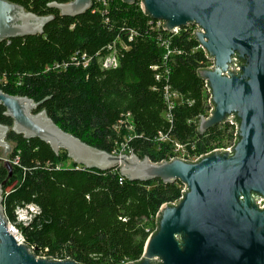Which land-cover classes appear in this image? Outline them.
<instances>
[{"label": "trees", "instance_id": "obj_1", "mask_svg": "<svg viewBox=\"0 0 264 264\" xmlns=\"http://www.w3.org/2000/svg\"><path fill=\"white\" fill-rule=\"evenodd\" d=\"M7 1L54 20L43 35L0 43V90L44 101L38 112L45 110L62 131L109 154L127 145V153L155 163L172 155V145L160 135L195 158L234 143L230 124L198 132L200 118L209 113V94L198 73L211 63L190 28L173 37L159 33L139 3L121 0H108L107 8L94 4L96 13L77 18H63L48 7L72 0ZM167 39L168 49L162 45ZM114 53L117 67L105 69L104 61ZM168 86L181 98L170 118L164 99ZM5 112L0 106V124L11 127ZM8 142L15 145L11 159L18 165L0 167L5 215L15 223L19 208L40 209L28 227H20L37 257L78 264L138 262L159 210L177 202L184 190L180 183L130 182L118 170L66 168L63 151L57 156L38 139L11 133Z\"/></svg>", "mask_w": 264, "mask_h": 264}, {"label": "water", "instance_id": "obj_2", "mask_svg": "<svg viewBox=\"0 0 264 264\" xmlns=\"http://www.w3.org/2000/svg\"><path fill=\"white\" fill-rule=\"evenodd\" d=\"M94 0L51 3L63 18L93 9ZM139 3L142 13L163 22L165 33L195 27L194 39L211 67L199 71L209 94L210 114L198 132L224 125L236 128L231 149L197 161L174 158L160 163L109 154L62 131L43 110L44 101L10 96L0 90V106L11 127L0 124V149L11 151L8 136L38 139L55 155L64 151L77 169L118 170L130 182L180 183L181 198L161 207L156 229L142 258L128 264H264V0H121ZM53 16L39 17L0 0V43L43 35ZM11 170L4 159L1 164ZM0 185V264H78L37 257L8 231Z\"/></svg>", "mask_w": 264, "mask_h": 264}, {"label": "built area", "instance_id": "obj_3", "mask_svg": "<svg viewBox=\"0 0 264 264\" xmlns=\"http://www.w3.org/2000/svg\"><path fill=\"white\" fill-rule=\"evenodd\" d=\"M94 4H97V5H101L103 6L104 8H107L108 5H109V1L108 0H94L93 1V7H94ZM93 13H96L97 10H92ZM151 27L157 31V32H161L163 30V22L161 21H152L150 23ZM191 30H192V35H194V32L197 30V28L195 27H189ZM182 30H175V32L173 34H169L171 35L172 37L173 36H177L179 35V33L181 32ZM128 38H129V41H132L133 38H134V32H131L129 35H128ZM159 40L161 41V36H159ZM169 40L170 39H167V40H164V42H162V45H165V47L168 49L169 48ZM171 52L168 51L167 52V56L170 55ZM166 56V58H167ZM60 66H56V69H58ZM103 67L105 69H109V68H115L117 67V59H116V55L115 53L113 55H111L109 58H107L104 63H103ZM211 67V66H210ZM179 96L168 86L165 88V91H164V99H165V103L168 107V113H169V118L171 116V112L174 110V108L176 107L177 103H176V99L178 98ZM210 114V107H209V113L208 115ZM207 115V116H208ZM206 116V117H207ZM235 131H236V128H235ZM160 141L162 142H168V141H171V139H169L168 137H165V136H162L160 135ZM235 141V140H234ZM176 146L172 147V150H171V159H174V158H179V159H183V160H186V161H192V162H195L197 161L200 157H190L188 154L183 156L182 158L178 157L177 156V153L184 150V147L182 145H180L179 143L177 142H173ZM234 143L232 145H230L228 148H225V149H222V150H228V149H231L233 147ZM126 149H127V145H123L122 146V151L120 152L119 155L121 154H130L131 152L127 153L126 152ZM216 151V150H215ZM202 157V156H201ZM12 164L14 165H18V159H14L12 161ZM41 212H40V209L35 206V205H28L24 208H19L16 212V222L15 223H9V226H8V231L10 233V235H12L15 240L19 243V244H25V239L22 235V233L20 232V226H23V227H28L33 219L40 215ZM43 258V257H41ZM62 261V260H60Z\"/></svg>", "mask_w": 264, "mask_h": 264}, {"label": "rangeland", "instance_id": "obj_4", "mask_svg": "<svg viewBox=\"0 0 264 264\" xmlns=\"http://www.w3.org/2000/svg\"><path fill=\"white\" fill-rule=\"evenodd\" d=\"M176 103L177 104H180L181 103V98L178 97L176 99ZM169 144L172 145V147L176 146L173 142L174 140H171V141H168ZM10 146H11V151L5 155L4 154V150L3 149H0V159H4L6 162H8L10 165H12V159H11V156L13 155V153L15 152V145L14 143L12 142H9ZM231 144H229V142H225L224 144H220L219 147H218V150H222V149H225V148H228ZM120 153H118L117 155H119ZM122 155V154H121ZM129 155V154H127ZM187 155V153L185 152V150H182L180 152L177 153V156L182 158L183 156ZM62 162L63 164L66 166V168H74L76 167V165L74 164V162L72 160H70L67 156V153L66 152H62ZM1 166H6L5 163H2ZM14 186H10L8 187L6 190H5V193H9L12 189H13ZM20 227H23V226H20ZM20 229V228H19ZM21 232V230H20ZM22 233V232H21Z\"/></svg>", "mask_w": 264, "mask_h": 264}]
</instances>
